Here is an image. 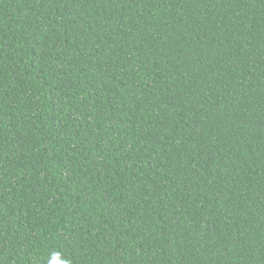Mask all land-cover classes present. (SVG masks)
Masks as SVG:
<instances>
[{
    "label": "trees",
    "instance_id": "obj_1",
    "mask_svg": "<svg viewBox=\"0 0 264 264\" xmlns=\"http://www.w3.org/2000/svg\"><path fill=\"white\" fill-rule=\"evenodd\" d=\"M264 264V0H0V264Z\"/></svg>",
    "mask_w": 264,
    "mask_h": 264
},
{
    "label": "clouds",
    "instance_id": "obj_2",
    "mask_svg": "<svg viewBox=\"0 0 264 264\" xmlns=\"http://www.w3.org/2000/svg\"><path fill=\"white\" fill-rule=\"evenodd\" d=\"M65 264H66V262H65Z\"/></svg>",
    "mask_w": 264,
    "mask_h": 264
}]
</instances>
